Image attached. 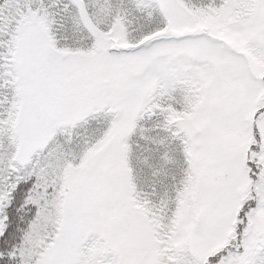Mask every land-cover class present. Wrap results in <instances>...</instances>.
Instances as JSON below:
<instances>
[{"label": "snow or ice", "instance_id": "1", "mask_svg": "<svg viewBox=\"0 0 264 264\" xmlns=\"http://www.w3.org/2000/svg\"><path fill=\"white\" fill-rule=\"evenodd\" d=\"M0 264H264V0H0Z\"/></svg>", "mask_w": 264, "mask_h": 264}]
</instances>
